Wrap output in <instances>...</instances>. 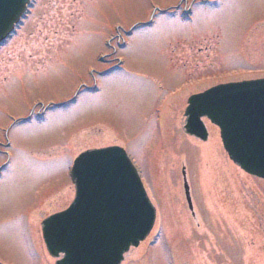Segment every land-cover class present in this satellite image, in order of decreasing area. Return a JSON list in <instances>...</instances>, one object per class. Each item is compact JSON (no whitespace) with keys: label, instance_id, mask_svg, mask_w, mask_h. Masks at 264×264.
Here are the masks:
<instances>
[{"label":"rangeland","instance_id":"1","mask_svg":"<svg viewBox=\"0 0 264 264\" xmlns=\"http://www.w3.org/2000/svg\"><path fill=\"white\" fill-rule=\"evenodd\" d=\"M0 45V264H53L40 222L73 198L80 153L122 148L156 222L122 264H264V180L187 99L264 78V0H33ZM194 217L188 211L182 171Z\"/></svg>","mask_w":264,"mask_h":264},{"label":"water","instance_id":"2","mask_svg":"<svg viewBox=\"0 0 264 264\" xmlns=\"http://www.w3.org/2000/svg\"><path fill=\"white\" fill-rule=\"evenodd\" d=\"M30 0H0V45L25 14ZM185 134L208 139L201 119L219 130L229 160L248 175L264 180V79L214 86L188 99ZM73 200L41 222V236L54 264H121L152 230L155 209L123 149L87 150L69 172ZM183 191L193 214L189 187Z\"/></svg>","mask_w":264,"mask_h":264},{"label":"flooded vegetation","instance_id":"3","mask_svg":"<svg viewBox=\"0 0 264 264\" xmlns=\"http://www.w3.org/2000/svg\"><path fill=\"white\" fill-rule=\"evenodd\" d=\"M59 212V211H58ZM193 217V216H192Z\"/></svg>","mask_w":264,"mask_h":264}]
</instances>
